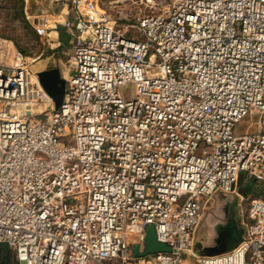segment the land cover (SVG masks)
Instances as JSON below:
<instances>
[{
	"label": "built area",
	"instance_id": "1",
	"mask_svg": "<svg viewBox=\"0 0 264 264\" xmlns=\"http://www.w3.org/2000/svg\"><path fill=\"white\" fill-rule=\"evenodd\" d=\"M22 1L71 59L57 109L29 57L0 61L12 264H264V195L240 212L231 250L195 248L206 198L237 195L241 176L264 182V0H150L158 9L133 16L131 35L115 0ZM148 225L170 249L136 257Z\"/></svg>",
	"mask_w": 264,
	"mask_h": 264
},
{
	"label": "rangeland",
	"instance_id": "2",
	"mask_svg": "<svg viewBox=\"0 0 264 264\" xmlns=\"http://www.w3.org/2000/svg\"><path fill=\"white\" fill-rule=\"evenodd\" d=\"M38 1V5L32 7L33 12H39L46 8L44 2ZM108 1L102 0V3L106 4ZM149 1L115 0L117 26L120 29L128 30V35H131L134 30L132 25L135 23L133 16L141 10L150 12L158 9V6L152 7ZM160 1L165 6L170 3V0H158V2ZM22 5V0H0V61L11 62L16 49L30 58L27 60L36 73L58 68L61 77L65 79L70 70L71 50L69 43L60 42L51 35L38 36L25 19ZM5 46L10 49L8 57L3 53ZM255 129L253 124L249 131ZM236 191L237 195L220 192L213 197L206 198L195 235V248L199 254H205L206 248L216 245L220 231L225 229L230 222L240 228V212H243L245 216L251 199L264 195V182L241 176ZM185 198L186 194L182 195L180 199L183 201ZM5 258L11 262V254L0 245V264L4 262ZM184 264L195 263L187 259Z\"/></svg>",
	"mask_w": 264,
	"mask_h": 264
},
{
	"label": "water",
	"instance_id": "3",
	"mask_svg": "<svg viewBox=\"0 0 264 264\" xmlns=\"http://www.w3.org/2000/svg\"><path fill=\"white\" fill-rule=\"evenodd\" d=\"M40 84L53 100L54 108L57 109L63 100L65 92V79L61 77L58 68H52L37 72ZM242 240V229L236 227L233 222L221 230L215 246L206 248L205 254H218L231 250ZM170 248L162 242L157 241L153 225L145 228L144 249L139 252V246L133 247L134 256H144L149 253L168 251Z\"/></svg>",
	"mask_w": 264,
	"mask_h": 264
},
{
	"label": "trees",
	"instance_id": "4",
	"mask_svg": "<svg viewBox=\"0 0 264 264\" xmlns=\"http://www.w3.org/2000/svg\"><path fill=\"white\" fill-rule=\"evenodd\" d=\"M60 34H61V36H60L61 41H62L63 43H66L67 39H65L63 33L61 32ZM0 245H2L3 248H5V249L11 254V262L8 261V260H9L8 258H5V260H4V262H3L2 264H12V262H13L12 259H13V258H12V253H11V251L8 249V247H7L5 244H0ZM0 262H1V261H0Z\"/></svg>",
	"mask_w": 264,
	"mask_h": 264
},
{
	"label": "crops",
	"instance_id": "5",
	"mask_svg": "<svg viewBox=\"0 0 264 264\" xmlns=\"http://www.w3.org/2000/svg\"><path fill=\"white\" fill-rule=\"evenodd\" d=\"M51 36H52L53 38H56V33H55V32H52V33H51Z\"/></svg>",
	"mask_w": 264,
	"mask_h": 264
}]
</instances>
